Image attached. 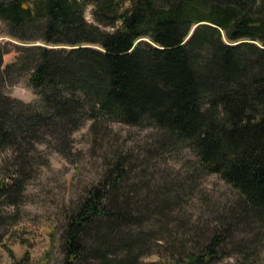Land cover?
<instances>
[{"label":"trees","instance_id":"1","mask_svg":"<svg viewBox=\"0 0 264 264\" xmlns=\"http://www.w3.org/2000/svg\"><path fill=\"white\" fill-rule=\"evenodd\" d=\"M0 37L17 42L0 47V242L47 153L73 163L89 123L100 172L65 213L55 264H262L264 0H0ZM24 77L30 104L6 93ZM113 125L153 133L133 151ZM183 150L186 177L149 174ZM193 172L234 198L186 216Z\"/></svg>","mask_w":264,"mask_h":264},{"label":"rangeland","instance_id":"2","mask_svg":"<svg viewBox=\"0 0 264 264\" xmlns=\"http://www.w3.org/2000/svg\"><path fill=\"white\" fill-rule=\"evenodd\" d=\"M85 17L88 21L92 20L90 8L87 9ZM5 43L13 45L17 42L7 37H0V47ZM13 56V53L8 55L5 57V61H11ZM6 93L11 98L25 104L36 100L25 77L18 78L15 84L7 87ZM88 126L89 123L72 135L75 154L78 153L73 158L70 157L73 163L55 152L47 153L50 167L41 169L38 179L27 187L24 200L18 207L16 218L14 216L10 225L4 229V237L0 242V264H17L15 262H18L26 254L29 255L30 264H55L60 260V236L65 213L68 208L74 207L72 203H75L100 172L99 164L101 162L98 157L100 151L95 149L90 153L91 138ZM113 128L118 133L121 142L127 144L133 151H143V141L153 133L151 129H134L119 125H113ZM3 158L4 156H0V166ZM196 161L191 152L183 150L174 155L162 156L157 161V166L148 171L155 178L163 175L161 173L168 177L179 176L182 178L188 174L184 170V166H188V162L193 164ZM194 176V186L197 187V190L194 194H186L183 199L185 208L183 213L186 211V216L198 212V208L192 206L197 201L205 204L208 209H215L234 198L235 192L217 175L204 176L199 172ZM168 229L171 230V226ZM184 248L187 249V246ZM10 253L13 255V259ZM46 254H48L47 257ZM182 259L184 260V257ZM158 261L163 264H173V259L169 254L168 258L156 254L149 255L142 259L141 264H152ZM216 264H227V261ZM262 264H264V250Z\"/></svg>","mask_w":264,"mask_h":264}]
</instances>
